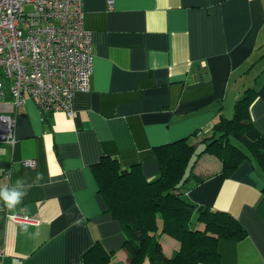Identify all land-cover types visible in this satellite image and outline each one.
<instances>
[{"label":"crops","instance_id":"0c3cea01","mask_svg":"<svg viewBox=\"0 0 264 264\" xmlns=\"http://www.w3.org/2000/svg\"><path fill=\"white\" fill-rule=\"evenodd\" d=\"M81 2L92 45L90 89L74 94L72 115L42 113L26 97L14 143L0 141V187L26 191L14 208L0 201V264H83L96 241L112 252V263L127 264L121 226L92 172L101 156L139 165L155 179L156 146L190 136L199 150L200 138L232 116L251 85L257 97L248 136H264V0H113L111 8L107 0ZM10 99L6 93L0 109L8 110ZM27 159L35 165H24ZM186 172L189 183L203 179L186 190L189 200L229 212L247 231L242 241L218 242L222 264H263L260 169L244 161L226 177L219 160L203 153ZM13 213L30 222L11 220ZM158 238L166 256L178 250L173 237Z\"/></svg>","mask_w":264,"mask_h":264},{"label":"trees","instance_id":"16d2710c","mask_svg":"<svg viewBox=\"0 0 264 264\" xmlns=\"http://www.w3.org/2000/svg\"><path fill=\"white\" fill-rule=\"evenodd\" d=\"M256 97V87L247 86L234 101L232 116L222 117L209 135L200 138L199 150L190 136L156 146L159 175L155 179L147 180L139 165L121 167L107 155L92 165L106 211L121 226L127 264H222L218 242L247 238L246 229L234 215L188 199L186 190L203 179L189 183L186 171L197 156L208 153L219 160L226 177L244 161L255 164L264 176V136H248L253 126L250 107ZM257 209L264 220V185ZM195 223L203 228H195ZM161 233L179 242L170 256L162 251ZM111 253L96 241L84 252L82 262L114 264Z\"/></svg>","mask_w":264,"mask_h":264},{"label":"built area","instance_id":"2783aa9c","mask_svg":"<svg viewBox=\"0 0 264 264\" xmlns=\"http://www.w3.org/2000/svg\"><path fill=\"white\" fill-rule=\"evenodd\" d=\"M111 8L113 0H107ZM81 0H0V141H15V115L25 98L38 110L72 115L76 92L90 89L91 36ZM33 167L35 160L22 161ZM8 217L30 222L23 213Z\"/></svg>","mask_w":264,"mask_h":264},{"label":"clouds","instance_id":"9594fccd","mask_svg":"<svg viewBox=\"0 0 264 264\" xmlns=\"http://www.w3.org/2000/svg\"><path fill=\"white\" fill-rule=\"evenodd\" d=\"M26 195V191L23 190V186L9 188L7 186L0 187V201L4 202L8 208H14L21 202ZM27 225L24 226L27 230Z\"/></svg>","mask_w":264,"mask_h":264},{"label":"rangeland","instance_id":"374dc122","mask_svg":"<svg viewBox=\"0 0 264 264\" xmlns=\"http://www.w3.org/2000/svg\"><path fill=\"white\" fill-rule=\"evenodd\" d=\"M160 221V218L158 217V222Z\"/></svg>","mask_w":264,"mask_h":264}]
</instances>
